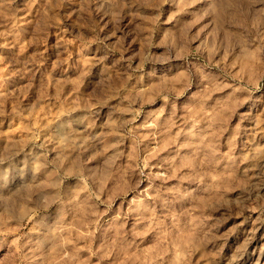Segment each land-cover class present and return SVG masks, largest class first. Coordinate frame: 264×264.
Masks as SVG:
<instances>
[{
  "label": "rangeland",
  "instance_id": "rangeland-1",
  "mask_svg": "<svg viewBox=\"0 0 264 264\" xmlns=\"http://www.w3.org/2000/svg\"><path fill=\"white\" fill-rule=\"evenodd\" d=\"M0 264H264V0H0Z\"/></svg>",
  "mask_w": 264,
  "mask_h": 264
}]
</instances>
